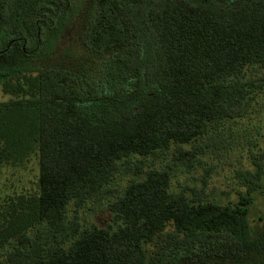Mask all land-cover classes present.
Listing matches in <instances>:
<instances>
[{"label": "trees", "instance_id": "1", "mask_svg": "<svg viewBox=\"0 0 264 264\" xmlns=\"http://www.w3.org/2000/svg\"><path fill=\"white\" fill-rule=\"evenodd\" d=\"M78 12L75 0H0L3 92L30 96L0 102V165L38 161L35 191L0 204V264H176L183 250L187 264H215L264 249L250 190L235 205L205 201V181L172 190L169 167L125 186L110 204L114 229L67 218L129 158L174 149L192 169L197 141L245 113V73L264 69V0H92L82 44L101 65L34 69L45 38ZM114 101L133 107L102 121L80 109ZM168 227L166 249L148 257Z\"/></svg>", "mask_w": 264, "mask_h": 264}, {"label": "rangeland", "instance_id": "2", "mask_svg": "<svg viewBox=\"0 0 264 264\" xmlns=\"http://www.w3.org/2000/svg\"><path fill=\"white\" fill-rule=\"evenodd\" d=\"M91 1L75 0L81 12L72 15L67 19L68 22L62 21L55 39L52 38L53 36L45 38L42 42L44 49L41 48L36 61L33 59L34 69L60 67L71 71L70 68L80 63L78 68L71 72L73 76H76L82 67L88 69V74L93 73V67H98L100 62L96 56L88 55L82 44V35L87 25V10ZM4 61L8 63L10 60L0 59V67L5 64ZM82 62L85 64L83 65ZM245 78L251 98L245 113L232 121L219 124L197 141L199 155L192 169L188 170L183 165L174 164L172 161L174 149L148 157L129 158L120 164L112 181L98 196L80 208L68 206V220L76 218L82 226L94 225L114 229L116 224L112 218L110 204L122 194L125 186L130 181L138 179L145 170L169 167L172 190H185L191 194L190 189L201 188L205 181L203 195L205 201L235 205L240 193L245 189L250 190L252 201L248 208V219L251 229L254 235H264V174L259 172V168L264 166V69L247 70ZM3 85L4 79L0 77V102L30 97L27 92L17 95L6 94L3 92ZM131 107H133L131 102L114 101L85 104L80 109L93 121H102ZM37 177L38 161L35 155L22 165H0V204L7 197L34 192ZM173 231L168 227L163 237L148 245L147 256L151 257L154 253L163 251V248L166 249L165 237L173 234ZM176 240H181V236ZM176 254L179 259L176 264H187L184 258L194 256L186 250ZM224 258L216 259L215 264H264V249L247 257ZM201 263L206 264L205 261Z\"/></svg>", "mask_w": 264, "mask_h": 264}]
</instances>
